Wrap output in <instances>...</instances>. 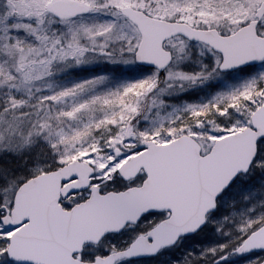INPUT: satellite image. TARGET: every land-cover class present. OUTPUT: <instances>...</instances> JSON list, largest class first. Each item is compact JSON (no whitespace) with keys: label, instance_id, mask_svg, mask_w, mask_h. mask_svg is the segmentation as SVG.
Here are the masks:
<instances>
[{"label":"snow or ice","instance_id":"1","mask_svg":"<svg viewBox=\"0 0 264 264\" xmlns=\"http://www.w3.org/2000/svg\"><path fill=\"white\" fill-rule=\"evenodd\" d=\"M0 264H264V0H0Z\"/></svg>","mask_w":264,"mask_h":264}]
</instances>
